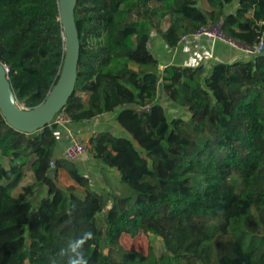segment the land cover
I'll use <instances>...</instances> for the list:
<instances>
[{"label": "trees", "instance_id": "trees-1", "mask_svg": "<svg viewBox=\"0 0 264 264\" xmlns=\"http://www.w3.org/2000/svg\"><path fill=\"white\" fill-rule=\"evenodd\" d=\"M58 17V0H0V62L27 109L58 78ZM74 18L78 76L61 112L70 126L115 113L123 135L100 132L86 146L93 164L118 172L119 191L96 190L82 161L54 157L55 125L21 134L0 115L9 156L0 164V264H68L69 245L89 231L87 264H264V50L207 70H160L147 48L151 31L172 49L216 24L244 48L264 45V0H76ZM161 96L187 120L168 118ZM25 165L33 182L13 193ZM59 171L72 181L66 190ZM139 233L159 237L161 250L121 246V235Z\"/></svg>", "mask_w": 264, "mask_h": 264}, {"label": "water", "instance_id": "water-1", "mask_svg": "<svg viewBox=\"0 0 264 264\" xmlns=\"http://www.w3.org/2000/svg\"><path fill=\"white\" fill-rule=\"evenodd\" d=\"M75 7L76 0H58V21L64 38L63 61L56 83L39 105L27 109L18 103L9 80V68L0 62V115L6 124L21 134H36L46 127L51 128L53 118L74 92L80 53Z\"/></svg>", "mask_w": 264, "mask_h": 264}, {"label": "rangeland", "instance_id": "rangeland-1", "mask_svg": "<svg viewBox=\"0 0 264 264\" xmlns=\"http://www.w3.org/2000/svg\"><path fill=\"white\" fill-rule=\"evenodd\" d=\"M132 2V1H130ZM198 6L205 10V11H210V8L204 1H199ZM172 20V16H167L165 17L161 22H160V29L162 31L166 30L170 21ZM207 30H211L215 34V40L213 41H222L218 40V36L221 35L220 29H218L217 26L210 25L207 27ZM223 36V35H221ZM220 36V37H221ZM212 40V39H210ZM164 43L160 39L159 35L155 33V31H151V34L148 38L147 42V48L150 50L153 56H159V55H164V50L162 46ZM236 44H234L235 46ZM161 46V47H160ZM165 46V45H164ZM216 58L215 56H213ZM213 57H204L207 58L206 66H209L211 62H214ZM209 58V59H208ZM164 65L162 62H160V70H162ZM162 106L164 107V110L168 116V118H173V117H181L184 120H187L188 116L186 115L185 111L183 109H179L172 105L170 102H168L163 96H161L160 99ZM111 118L109 116L104 117L100 122H97L93 124V128L91 131H94V133L98 134L100 133V130H109L111 133H114V131L110 130L111 129ZM96 130V131H95ZM80 137V136H79ZM81 138V137H80ZM82 138L84 141H87L85 138V135H82ZM86 139V140H85ZM3 151L7 150V148H3ZM60 157H63V155H60ZM88 157L82 158V171L83 173L88 177V180L90 184L96 189V190H104L106 193H114L119 191V184H118V178L116 175L112 174L111 172H103L100 168L93 167L91 165H88L91 160ZM89 160V161H88ZM92 163V162H91ZM0 164L7 167L9 165V156L3 155L0 152ZM32 181V173L30 172L29 166L25 165L23 167L22 173L19 176L18 181L16 182L15 187L13 188V193H18L21 191V189L29 184H31ZM55 182L57 186L60 189L66 190L68 189L69 186L72 185V181L68 178L67 174L64 171H59L56 178ZM38 194H33L30 196L33 199H36ZM121 246L126 249V250H131V251H137L142 254H146L147 250L152 247L154 248L157 252L161 250V239L159 237L153 236L151 234H144V233H139L135 236H129L127 234H123L120 237L119 240ZM27 264V263H25Z\"/></svg>", "mask_w": 264, "mask_h": 264}, {"label": "crops", "instance_id": "crops-1", "mask_svg": "<svg viewBox=\"0 0 264 264\" xmlns=\"http://www.w3.org/2000/svg\"><path fill=\"white\" fill-rule=\"evenodd\" d=\"M165 31V30H164ZM161 47V46H160ZM164 50V55L154 56L159 62L165 66H191L197 67L202 66L205 70H207L208 66H206L207 58L204 57H213L214 62L219 63H231L238 60H247L249 59L243 54L244 47L240 44H236L235 46L229 44L225 41H213L207 38H201L197 41L179 44L177 47L169 49L166 46H162ZM208 58V59H209ZM131 69L136 70L135 67H131ZM115 113L101 115L95 117L89 121H85L81 124H68L67 127H60L57 129V145L54 151V157H60L63 155L64 149L68 144V134L67 131H70L74 134H77L82 138V135H85V138L88 139L91 135H96L94 131H91L93 128V124L100 122L104 117L109 116L111 118V129L115 132L111 133L109 130H100L99 132H109L114 136H121L123 132L118 129L114 122ZM96 131V130H95ZM83 139V138H82ZM85 139V140H86ZM86 142V141H85ZM63 158V157H62ZM90 159V158H89ZM91 160V159H90ZM89 161V160H88ZM92 162V161H91ZM89 162L88 165L93 167L100 168L99 166ZM104 171L111 172L116 175L118 178V172L115 170H109L107 168H103Z\"/></svg>", "mask_w": 264, "mask_h": 264}, {"label": "built area", "instance_id": "built-area-1", "mask_svg": "<svg viewBox=\"0 0 264 264\" xmlns=\"http://www.w3.org/2000/svg\"><path fill=\"white\" fill-rule=\"evenodd\" d=\"M214 26H217L219 29L218 24H216ZM220 36H218V40L225 41V42L232 44V45L236 44V43L230 41L229 39L225 38L224 36H221V37ZM201 38H207V39L215 40V34L211 30H207V27L202 28L201 30H199L198 32L193 34L192 36L182 37L179 41V44L197 41L198 39H201ZM263 50H264V45L260 41L259 43H256L252 47L244 48L243 54L246 57L251 58L253 56L261 54L263 52ZM136 111L137 112L148 111V107H139L136 109ZM69 123H70V119L62 112L55 115V117L53 118V121H52V125H55L57 127V129L60 127H67V125ZM57 129L55 131V134L57 132ZM67 134H68V144L66 145V147L64 149L63 158L68 162L81 161L82 158H84V157L89 158L86 142L82 138H80L77 134H74L70 131H67ZM53 165L54 164L51 163V166H53Z\"/></svg>", "mask_w": 264, "mask_h": 264}, {"label": "clouds", "instance_id": "clouds-1", "mask_svg": "<svg viewBox=\"0 0 264 264\" xmlns=\"http://www.w3.org/2000/svg\"><path fill=\"white\" fill-rule=\"evenodd\" d=\"M92 238L93 233L91 231L85 232L83 236L69 245V250L71 253H73V255L69 257L68 264H87V260L83 255L82 248L83 245Z\"/></svg>", "mask_w": 264, "mask_h": 264}]
</instances>
